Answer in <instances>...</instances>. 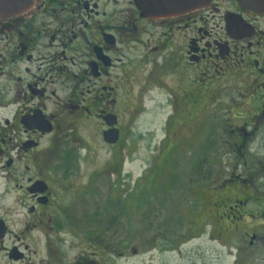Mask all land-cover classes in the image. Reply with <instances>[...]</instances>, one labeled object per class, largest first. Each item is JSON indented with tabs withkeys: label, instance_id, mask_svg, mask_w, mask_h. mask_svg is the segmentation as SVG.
Instances as JSON below:
<instances>
[{
	"label": "flooded vegetation",
	"instance_id": "obj_1",
	"mask_svg": "<svg viewBox=\"0 0 264 264\" xmlns=\"http://www.w3.org/2000/svg\"><path fill=\"white\" fill-rule=\"evenodd\" d=\"M178 167L192 194H132ZM209 242L264 264V12L0 0V264H209Z\"/></svg>",
	"mask_w": 264,
	"mask_h": 264
},
{
	"label": "rangeland",
	"instance_id": "obj_2",
	"mask_svg": "<svg viewBox=\"0 0 264 264\" xmlns=\"http://www.w3.org/2000/svg\"><path fill=\"white\" fill-rule=\"evenodd\" d=\"M151 156L152 155L149 153V151L146 150L145 152L142 153L141 157H139V161H136L134 163L130 162L129 169L132 172L134 177H137V175L139 174V172L142 170L143 167H148L147 165H145L146 164L145 160L150 158ZM185 158L186 157H184V161H185ZM179 168L180 167L177 168L178 172L176 173V175H178V176H177V178H176V180L174 182V189L171 188V193H165V191H170V188H168L169 186L163 187V184L166 183V182L168 184L169 176L172 173L169 174V175L166 173V176H164V177H159V175L157 177H155L154 174H155L156 171H155L154 168H152L151 173H149V175H147L143 181L139 180L138 182L137 181L135 182V185H134V183L131 185L130 189L133 188V193L132 194H137V192H136L137 190H140L138 192V194H146V195L147 194H151V195L152 194H192V192L188 193V188L190 186L189 179L184 181L185 177L187 176V171H186L187 169L185 167L186 170L183 169L180 172ZM158 169H157V173L159 172ZM231 169H233V167H231ZM239 169H240V171H243L241 168H239ZM241 173H243V172H241ZM172 176H173V174H172ZM160 184H162V187L159 186ZM171 186L172 185H170V187ZM204 186L206 187V183H205ZM141 187H142V189H140ZM145 197H147V196H145ZM251 206L254 207V205H251ZM98 218H99V220L102 219L101 216H99ZM121 219H122L121 215H118V222H121L122 221ZM107 231H108L107 227L106 226H102L101 228H98L94 232L96 234L95 239L97 241V246L101 250L107 245V243L109 241L108 240ZM143 232H144V236H143V238L141 237L140 240H141V242H144V245L149 246L148 242L152 241L154 239L155 230L147 231V228H145V231H143ZM150 247H152L150 249H153V247H156V246L152 245ZM196 248L197 247H195V249ZM203 248H204V251H207L206 255H209V257L207 258V261L209 262V264H211L213 262L212 261L213 258L216 257L218 255V252H220V250H221L220 246H218L216 244H213L212 242H209V245L207 247H203ZM146 250H149V248L146 247ZM179 254L180 253L178 251H173L172 253H170V254H168L166 256L164 255L165 258H163V259L168 260V262H169L168 264H188L186 262V259L184 257L181 258L179 256ZM182 254L183 255L186 254L185 251ZM225 259H227L226 262L229 261L228 258H225ZM195 260H197V259H195ZM195 260H194V262H196ZM201 263H203V262H201ZM135 264H137V263H135ZM196 264H199V263H196Z\"/></svg>",
	"mask_w": 264,
	"mask_h": 264
},
{
	"label": "water",
	"instance_id": "obj_3",
	"mask_svg": "<svg viewBox=\"0 0 264 264\" xmlns=\"http://www.w3.org/2000/svg\"><path fill=\"white\" fill-rule=\"evenodd\" d=\"M211 0H188L187 5L178 4L179 0H136L137 7L144 15L150 17L169 16L181 11L196 10L207 6ZM245 8L256 12H264V0H237Z\"/></svg>",
	"mask_w": 264,
	"mask_h": 264
}]
</instances>
